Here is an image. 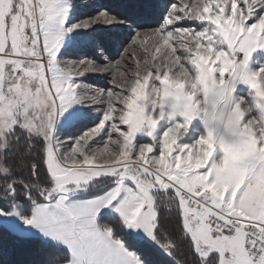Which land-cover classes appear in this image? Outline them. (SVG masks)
I'll return each mask as SVG.
<instances>
[{
    "label": "snow or ice",
    "instance_id": "6c2138e0",
    "mask_svg": "<svg viewBox=\"0 0 264 264\" xmlns=\"http://www.w3.org/2000/svg\"><path fill=\"white\" fill-rule=\"evenodd\" d=\"M0 264H264V0H0Z\"/></svg>",
    "mask_w": 264,
    "mask_h": 264
},
{
    "label": "rangeland",
    "instance_id": "374dc122",
    "mask_svg": "<svg viewBox=\"0 0 264 264\" xmlns=\"http://www.w3.org/2000/svg\"><path fill=\"white\" fill-rule=\"evenodd\" d=\"M124 2L125 0H89V3L97 7L101 5L116 6ZM122 36H123V29L114 30L111 40H109L107 43V48L110 55H115L117 49L120 47ZM107 80L108 77L106 75H93L90 77L89 83H92L95 86L104 87L106 85Z\"/></svg>",
    "mask_w": 264,
    "mask_h": 264
},
{
    "label": "trees",
    "instance_id": "16d2710c",
    "mask_svg": "<svg viewBox=\"0 0 264 264\" xmlns=\"http://www.w3.org/2000/svg\"><path fill=\"white\" fill-rule=\"evenodd\" d=\"M114 3V2H113ZM9 251H10V258L11 259H18L19 257L15 254V245H13L11 242L8 244ZM153 259H159L158 257H153Z\"/></svg>",
    "mask_w": 264,
    "mask_h": 264
}]
</instances>
